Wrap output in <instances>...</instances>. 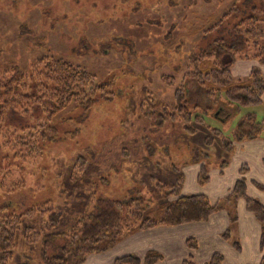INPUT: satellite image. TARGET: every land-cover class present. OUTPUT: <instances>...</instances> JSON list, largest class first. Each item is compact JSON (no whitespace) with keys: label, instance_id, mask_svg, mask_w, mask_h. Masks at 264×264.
Listing matches in <instances>:
<instances>
[{"label":"rangeland","instance_id":"374dc122","mask_svg":"<svg viewBox=\"0 0 264 264\" xmlns=\"http://www.w3.org/2000/svg\"><path fill=\"white\" fill-rule=\"evenodd\" d=\"M235 2L0 0V71L18 68L26 72L38 58L52 55L88 70L94 75L92 87L103 84L107 92L99 90L89 110L72 103L53 119L60 130L59 137L46 143L42 158L13 170L14 179L24 178L26 186L14 193L0 190V206L10 202L22 210L39 196L58 200L61 175L80 156L100 166L89 197L91 208L98 198L151 197L155 190L149 186L160 179L177 184V194L170 193L168 202L180 194L197 193L208 195L213 202L222 199L236 179L247 180L256 173L253 159L245 160L241 155L244 149L240 148L241 141L228 151L222 146L221 136L236 138L235 131L248 112H254V120L260 121L264 104L238 108L225 104L224 93L215 103L190 76L198 67L211 64L210 61L196 63L195 53L213 46L219 38L230 36L241 16L234 15L225 21L222 18ZM261 24L264 29V20ZM255 52L251 45L249 53ZM259 58L251 59L260 63L255 69L264 76L261 66L264 63ZM238 75L233 74L236 84L252 79V74ZM183 83L191 99L188 107L195 113L204 111L203 124L179 117L161 125L145 115L153 108L162 111L164 105L176 108L175 90ZM206 86L212 88L209 83ZM158 99L162 104H155L154 100ZM195 103L203 107L195 109ZM208 126L219 128L223 134H216L212 144L205 143L206 136L213 131ZM192 128L197 129L196 133ZM0 150L1 153V146ZM201 164L206 165L210 177L204 183L198 181ZM242 166L247 168L242 171ZM179 173L182 179L177 180ZM219 212L227 213L225 218L219 217L225 221L219 234L238 248L234 241L241 245L244 241L238 204ZM136 231L127 232L109 249L91 254L84 264H114L116 257L129 251L138 255L129 248L131 241L127 239ZM227 231L229 237L224 236ZM179 236L186 237V249L179 244L164 252L152 247L143 252V257L161 254L165 261L162 263L161 259L154 264H170L171 259L175 264L184 256L195 264H208L212 249L225 255L221 244L204 240L203 229L189 230ZM188 251L193 255H188Z\"/></svg>","mask_w":264,"mask_h":264},{"label":"trees","instance_id":"16d2710c","mask_svg":"<svg viewBox=\"0 0 264 264\" xmlns=\"http://www.w3.org/2000/svg\"><path fill=\"white\" fill-rule=\"evenodd\" d=\"M234 15L241 17L230 36L217 39L213 46L194 55L196 63L203 61L208 64L206 62L210 61L211 64L201 69L198 67L190 76L215 103L218 96L224 93L225 104L237 105L238 108L258 106L264 104V76L260 70L253 69L250 81L236 84L232 67L239 59L252 57H260L258 60L264 63V29L261 24L264 20V0H236L222 21ZM214 27L217 25L209 30ZM251 45L256 50L255 54L249 53ZM93 80L94 75L85 68L52 55L38 58L26 72L18 68L0 71L2 192L14 193L26 186L24 178L14 179L13 170L21 169L24 163L44 156L46 143L60 135L58 126L53 123L58 114L72 103L84 105L89 110L96 102L98 91L106 92L103 84L92 87ZM208 83L212 88L206 86ZM186 91L184 83L175 90L178 101L176 108L164 105L162 111L153 108L146 111L145 115L161 125L179 117L203 124L204 111L195 113L188 107L191 99ZM154 102L162 104L159 99ZM193 107L199 109L203 106L195 103ZM254 118V112L244 115L234 139H227L219 128L208 126L213 131L206 136L205 143L212 144L216 134H222V146L230 151L238 141L259 137L264 133V116L260 121ZM246 125L249 128L245 129ZM192 131L196 133L197 129L192 128ZM246 168L242 166V171ZM99 169L96 161L80 156L61 175L58 200L53 196L43 199L39 196L22 210L14 208L10 202L2 204L0 264H84L91 254L109 249L127 232L158 225L207 221L214 213L239 199L245 200L248 211L261 224V264H264V204L248 195L245 179H238L230 193L217 202H212L203 193L180 194L168 202L170 193L177 194V184L160 179L149 186L155 190L151 197L98 198L91 208L89 197ZM206 170V165L201 164L198 177L201 183L210 178ZM180 179L181 173L177 180ZM253 184L264 190L263 184L257 181H253ZM76 198L79 202L75 201ZM229 233L227 231L224 236L229 237ZM235 245L239 248L238 242ZM162 257L161 254H151L142 259L134 254H125L116 257L114 264H154ZM224 259V254L215 252L208 264H222ZM183 264L195 263L187 259Z\"/></svg>","mask_w":264,"mask_h":264},{"label":"crops","instance_id":"0c3cea01","mask_svg":"<svg viewBox=\"0 0 264 264\" xmlns=\"http://www.w3.org/2000/svg\"><path fill=\"white\" fill-rule=\"evenodd\" d=\"M256 65H260L257 60L239 59L232 67V74H239L238 76H250ZM261 66L264 69V64ZM262 135V137H257V139H247L242 141L240 143V148H244L241 152V155L244 157V159L246 160L247 158H252L254 164L256 165V173H252L251 176L246 180L247 193L251 197L258 199L264 204V191L253 184V181H257L259 183L264 182V133ZM198 167L200 168V165ZM237 180L238 179H236V181ZM261 184L264 185V183ZM232 188L227 190L226 194H224V197L230 193ZM218 200L221 199L218 198L213 202H217ZM235 204H238L241 237L244 240L242 245L238 242L239 248L233 246L234 244H229L226 242L222 238V234H219L225 223V221L220 220L219 217L225 218L224 215L227 216L226 212L219 211L214 213L207 220V222L185 223L173 226L158 225L150 229L138 230L127 236V239L131 241L129 248L138 252V255H136L138 257H143V252L149 250L152 247H156L164 252L179 244L186 249V237H182L181 239L179 234L189 230L203 229L205 241H209L218 245L221 244L222 248L225 250V259L222 264H261L263 257V249L261 246V224L256 219L255 215L248 211L244 199H239ZM218 225L219 227L216 228ZM226 229L227 228H225V230ZM235 242L237 241H234V243ZM215 252L222 253V251L212 249L210 253L211 257ZM128 254H134V252L129 251ZM188 255L191 256L193 254L188 251ZM161 259L160 260L163 263V261H165L164 257ZM187 259L190 258H185L184 256L183 258L178 259L175 264H183L184 260ZM172 262H175V260L171 259L169 261L170 264H172Z\"/></svg>","mask_w":264,"mask_h":264}]
</instances>
